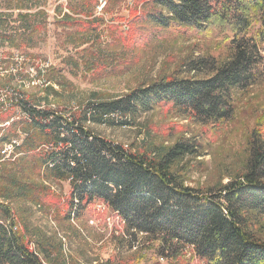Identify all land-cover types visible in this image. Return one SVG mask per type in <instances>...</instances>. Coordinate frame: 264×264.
<instances>
[{
    "label": "trees",
    "instance_id": "trees-1",
    "mask_svg": "<svg viewBox=\"0 0 264 264\" xmlns=\"http://www.w3.org/2000/svg\"><path fill=\"white\" fill-rule=\"evenodd\" d=\"M16 1L20 5L15 3V8L24 10L17 14L22 25L1 29L0 34L6 41L17 38L16 48L23 50L33 35L45 32L47 14L41 6L24 8L23 1ZM121 1L106 0L101 10L106 12ZM97 6L98 0H77L67 9L73 16L94 20ZM138 6L132 18L157 28H194L209 34L215 27L229 32V53L223 59L190 61V72L204 71V77L161 78L115 99L85 103L79 112L65 114L49 103L41 108L23 95L11 97L10 105L0 109V118L8 122L0 128L1 146L11 139L6 134H16L19 127L25 136L15 148L17 158L0 155V183L5 181L16 191L39 189L25 174L27 167L43 181H67L68 217H79L88 206L101 203L120 220L122 236L128 237L131 248L154 244L155 258L175 263L189 251L186 264L194 259L202 264H264V238L256 231V224L264 219V112L249 135L243 172L207 190L189 186L174 170L181 158L197 156V143L147 142L133 149L88 127L106 124L112 115L119 116V124L129 126L140 114L163 103L200 124L218 127L230 120L235 92L264 78V0H144L140 11ZM33 8L36 11H30ZM10 15L0 12V20ZM67 18L69 25L80 23L64 14L58 21L61 26ZM12 108L20 114L9 123ZM5 184H0L4 199H0V264H55L60 259L58 264H64L61 245L33 238L17 219L5 200L10 198L4 193ZM48 194L58 203V195Z\"/></svg>",
    "mask_w": 264,
    "mask_h": 264
},
{
    "label": "rangeland",
    "instance_id": "rangeland-1",
    "mask_svg": "<svg viewBox=\"0 0 264 264\" xmlns=\"http://www.w3.org/2000/svg\"><path fill=\"white\" fill-rule=\"evenodd\" d=\"M21 1L24 8L38 5L45 9V32L33 35L27 41L28 48L23 50L16 48L20 44L17 38L6 41L0 34V109L10 105L11 97L23 95L41 108H47L49 103L50 108L65 114L79 112L85 103L115 99L161 78L204 77V71L190 72V61L202 57L223 59L229 53L230 33L215 27L205 34L194 28H157L133 19L134 6L139 5L140 11L144 0H122L106 12L101 10L106 0H98L94 20L72 15L67 7L77 0ZM15 3L18 4L16 0H0V12L11 14L1 18L0 30L10 31L22 25L17 14L24 10L16 9ZM64 14L78 18L80 23L69 25L67 18L61 26L58 21ZM233 108V117L218 127L182 116L170 103L140 114L129 126L119 124V116L112 115L106 124L91 123L88 127L133 149H141L147 142L166 146L176 141L197 143V156L181 158L174 170L189 186L215 189L243 172L249 135L264 112V78L244 91H236ZM19 114L18 108L10 109L9 123ZM5 120L0 118V128L8 124ZM3 135L0 133V139ZM6 136L18 138L20 145L25 135L19 127L16 134ZM25 174L39 189L11 190L2 181L0 184L7 186L4 193L10 197L5 200L33 238L48 239L53 246L61 245L64 264H105L108 259L113 260L111 264H186L189 261V251L174 263L153 257L154 244L131 248L128 237L122 236L125 234L122 223L101 203L88 206L79 217L73 214L68 217L64 204L69 183L43 181L28 167ZM42 187L46 188L44 192ZM49 192L59 196L58 203L50 198ZM256 231L264 238V219L258 221ZM59 262L62 259L55 264ZM191 264L202 263L194 259Z\"/></svg>",
    "mask_w": 264,
    "mask_h": 264
},
{
    "label": "built area",
    "instance_id": "built-area-1",
    "mask_svg": "<svg viewBox=\"0 0 264 264\" xmlns=\"http://www.w3.org/2000/svg\"><path fill=\"white\" fill-rule=\"evenodd\" d=\"M17 139H11L2 145L0 150L4 158H9L15 153V148L19 146V140Z\"/></svg>",
    "mask_w": 264,
    "mask_h": 264
}]
</instances>
